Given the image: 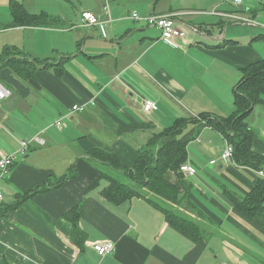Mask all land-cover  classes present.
<instances>
[{
    "label": "crops",
    "instance_id": "0c3cea01",
    "mask_svg": "<svg viewBox=\"0 0 264 264\" xmlns=\"http://www.w3.org/2000/svg\"><path fill=\"white\" fill-rule=\"evenodd\" d=\"M12 3L46 19L21 24ZM214 10L241 11L263 32L237 34L230 28L244 24ZM185 11L191 14L178 21L187 36L178 47L131 18ZM83 12L99 16L104 29L83 26ZM261 35L264 0L240 6L222 0H0V82L12 90L0 103V157L39 132L45 140L17 153L0 178V264H264V220L235 205L260 177L221 158L226 139L214 129L192 122L180 136L196 171L185 177L204 229L198 243L143 199L119 206L105 201L108 181L88 157L107 145L133 165L152 134L177 120L231 116L242 70L264 59V41L255 40ZM22 58L35 68L30 76L24 77ZM145 100L156 108L145 112ZM73 106L85 109L70 114ZM248 124L252 149L264 156V103L253 108ZM130 125L141 127L124 131ZM100 242H113L115 251L98 255L93 245Z\"/></svg>",
    "mask_w": 264,
    "mask_h": 264
},
{
    "label": "trees",
    "instance_id": "16d2710c",
    "mask_svg": "<svg viewBox=\"0 0 264 264\" xmlns=\"http://www.w3.org/2000/svg\"><path fill=\"white\" fill-rule=\"evenodd\" d=\"M12 14L24 25L37 26L46 19V17L28 14L17 3H12ZM255 40L264 41V36L261 35ZM5 54L9 55V50ZM21 60L19 65L24 64L27 72L24 77L30 76L35 70L34 66L28 63V59ZM10 64L13 67L16 65L12 59ZM14 71L22 76L18 69ZM263 103L264 59L242 70V78L234 88L235 109L231 116L201 114L198 119H179L172 126L152 134L147 143L137 151L133 165L128 164L110 146H96L88 153V157L97 165L100 179L108 181V185L101 191L102 197L115 206L133 199H143L164 215L168 226L192 242H200L204 236V229L195 220V213L199 215V212L195 211V206L190 199L192 185L186 181L185 175L180 171L181 166L188 161L187 145L180 136L192 122L214 129L234 147L233 159L236 164L264 172V156L257 155L253 151L252 143L255 134L248 124L253 108ZM140 127L130 125L124 128V131L130 129L131 133L132 130L138 131ZM69 177L66 175L62 177V180H67ZM30 196L31 193L24 196L22 201ZM22 201L11 205L9 209H16ZM235 205L248 215L264 220V179L258 178L254 190L244 202H235ZM76 210L80 213V208ZM76 210H72L71 213H75Z\"/></svg>",
    "mask_w": 264,
    "mask_h": 264
},
{
    "label": "built area",
    "instance_id": "2783aa9c",
    "mask_svg": "<svg viewBox=\"0 0 264 264\" xmlns=\"http://www.w3.org/2000/svg\"><path fill=\"white\" fill-rule=\"evenodd\" d=\"M223 2H230L235 6H240L243 0H222ZM108 13V12H107ZM214 15H218L220 17L229 20L233 24H244V25H256L255 21L247 16L245 13L239 11L234 13H225L212 11ZM191 14L190 12H176L170 14L163 15H150L147 17H141L137 13H133L131 18L138 22H145L147 25L156 27L161 32V38L167 44L172 47H178L179 41L186 40L187 30L186 27L179 23L178 19ZM82 24L85 27H98L100 29H104V22L101 21V18L91 12H83L82 13ZM12 96V90L4 86L0 82V103ZM85 106L78 107L74 106L70 112V114L75 112H80L84 109ZM156 108L155 102L151 100H145L143 104V110L145 112H150ZM61 120L56 122V126L61 128ZM44 145L45 140L40 135H35L29 140H23L21 142L20 149L16 153L9 154L7 156L0 157V173L1 176L4 177L8 175L11 166L14 164L16 160V154H24L32 144ZM234 147L226 141V145L222 150L221 158L227 163H233L234 165H238L235 163L233 159ZM180 171L185 176H192L195 174V170L190 166L187 162L183 164L180 168ZM257 174L260 178L264 179V172L257 170ZM2 200V194L0 192V201ZM93 249L100 256H106L115 251V244L113 242H100L93 245Z\"/></svg>",
    "mask_w": 264,
    "mask_h": 264
},
{
    "label": "rangeland",
    "instance_id": "374dc122",
    "mask_svg": "<svg viewBox=\"0 0 264 264\" xmlns=\"http://www.w3.org/2000/svg\"><path fill=\"white\" fill-rule=\"evenodd\" d=\"M260 27H251V26H244V25H240V26H236V27H231L230 29H234V30H237L238 32H237V34H241L242 32H250L251 30H255V31H257V32H263V30L262 29H259ZM228 37H232V36H228ZM262 46H264V44H262ZM263 52H264V50H263ZM15 134H17V135H20V133H18V132H15ZM41 135V132H39L38 134H36V135ZM44 135V134H43ZM44 137V136H43ZM11 168H12V166H11ZM11 168H10V170H11ZM9 173H10V171H9ZM8 173V174H9ZM5 176H7V175H5ZM4 176V177H5ZM0 178H3L2 176H1V173H0ZM1 194H2V192H1ZM3 194H2V200H3ZM1 200V201H2ZM0 201V202H1Z\"/></svg>",
    "mask_w": 264,
    "mask_h": 264
}]
</instances>
